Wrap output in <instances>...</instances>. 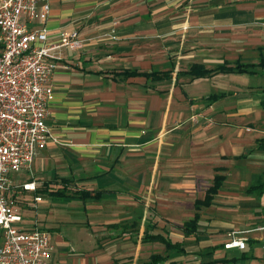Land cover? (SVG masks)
Instances as JSON below:
<instances>
[{
    "label": "crops",
    "instance_id": "crops-1",
    "mask_svg": "<svg viewBox=\"0 0 264 264\" xmlns=\"http://www.w3.org/2000/svg\"><path fill=\"white\" fill-rule=\"evenodd\" d=\"M49 2L29 26L83 42L54 51L47 124L61 142L19 178L36 186L19 203L42 197L34 218L20 206L19 224L50 230L49 264H264L260 230L246 249L224 247L264 222V0ZM237 63L257 66L193 71Z\"/></svg>",
    "mask_w": 264,
    "mask_h": 264
},
{
    "label": "built area",
    "instance_id": "built-area-1",
    "mask_svg": "<svg viewBox=\"0 0 264 264\" xmlns=\"http://www.w3.org/2000/svg\"><path fill=\"white\" fill-rule=\"evenodd\" d=\"M50 12L49 0H0V264H49L55 247L50 230L37 220L31 228L19 226L24 217L18 196L36 186L16 177L32 171L36 155L50 142H61L47 124L59 66L54 51L83 45L64 31L60 43H49L46 25L29 26L45 23ZM41 200L34 196L36 208ZM254 230L264 234V222L255 229L231 230L224 247L246 249Z\"/></svg>",
    "mask_w": 264,
    "mask_h": 264
},
{
    "label": "trees",
    "instance_id": "trees-1",
    "mask_svg": "<svg viewBox=\"0 0 264 264\" xmlns=\"http://www.w3.org/2000/svg\"><path fill=\"white\" fill-rule=\"evenodd\" d=\"M2 53V46L0 45V55ZM258 65L260 67H262L264 69V58L260 61V63H258ZM257 65L256 64H243V63H237L235 67H227L225 65H221L215 69H201V67H199L198 65L197 66H194L193 67V71L194 72H198V74H206V73H210V72H213V71H226V70H232V69H245V68H248V67H256ZM262 107L264 108V99L262 100ZM223 176L221 175H217L215 178H214V181H213V185L209 188V190L206 192L205 196L203 197V199H198L196 201V204H197V208H202L204 206H208L209 204H211L213 198H214V193L218 190L219 186L221 185L222 181H223ZM257 187H263L264 189V182L258 184ZM64 192V191H63ZM59 194H63L62 192H59ZM197 219H198V216L196 215L193 219L191 220H188L185 222V225H184V231L185 233H193L195 231H197V226H196V223H197ZM155 238H158V239H162L167 245H170V244H173L171 243V241L165 239L164 237H161L160 235H156ZM158 259L159 257L157 256H154L153 257V263H157L158 262ZM152 263V264H153Z\"/></svg>",
    "mask_w": 264,
    "mask_h": 264
},
{
    "label": "rangeland",
    "instance_id": "rangeland-1",
    "mask_svg": "<svg viewBox=\"0 0 264 264\" xmlns=\"http://www.w3.org/2000/svg\"><path fill=\"white\" fill-rule=\"evenodd\" d=\"M17 178H26V175H22V174H19V175H17L16 176ZM21 200V199H20ZM27 200V201H26ZM33 200L31 199V197H30V199H28V198H25V200H21V202L20 203H18L19 204V206H22L23 207V209H25L26 211H27V213H28V215L30 216V217H35V216H37V209H36V206H35V203L33 202V204L32 203H30V202H32ZM27 202H29L28 203V205H29V207L28 206H24V204H27ZM24 210V211H25ZM42 211V210H41ZM35 212H36V215H35ZM37 218V217H36ZM30 220V221H29ZM25 222L26 223H31V219H29V218H25V220H24V224H25ZM13 225L14 226H18V224L17 223H13ZM19 226H20V224H19Z\"/></svg>",
    "mask_w": 264,
    "mask_h": 264
}]
</instances>
